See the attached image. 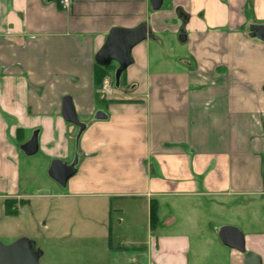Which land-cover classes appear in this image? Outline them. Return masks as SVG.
Returning <instances> with one entry per match:
<instances>
[{
  "label": "crops",
  "instance_id": "crops-1",
  "mask_svg": "<svg viewBox=\"0 0 264 264\" xmlns=\"http://www.w3.org/2000/svg\"><path fill=\"white\" fill-rule=\"evenodd\" d=\"M142 22L154 38L132 48L119 87L103 97L95 54L112 28ZM263 23L264 0H163L157 10L150 0H71L66 8L0 0V217L5 199H27L17 161L33 129L39 147L73 146L77 129L61 115L69 96L86 128L68 193L109 200L108 256L119 249L130 264H243L244 253L218 237L228 225L264 264V41L248 36L250 24ZM98 110L105 119L94 118ZM117 198L139 201L145 218L133 252L111 243ZM224 206L244 211L239 223H215Z\"/></svg>",
  "mask_w": 264,
  "mask_h": 264
},
{
  "label": "rangeland",
  "instance_id": "rangeland-1",
  "mask_svg": "<svg viewBox=\"0 0 264 264\" xmlns=\"http://www.w3.org/2000/svg\"><path fill=\"white\" fill-rule=\"evenodd\" d=\"M113 70L109 72L112 79ZM73 146L67 153L43 145L31 156L18 152L17 171L28 202L22 205L25 199H15L17 214L0 217V241L8 244L20 237L31 239L42 251L39 264H130L121 250L114 249L109 256L106 252L107 231L103 222L106 226L109 200L71 195L68 185L61 187L47 176L52 158L72 160ZM111 203L112 246L133 252L145 237L140 202L117 198L111 199ZM119 205L123 212L116 210ZM242 212L224 206L217 212L215 223H239ZM210 250L203 249L204 260L210 258Z\"/></svg>",
  "mask_w": 264,
  "mask_h": 264
},
{
  "label": "water",
  "instance_id": "water-1",
  "mask_svg": "<svg viewBox=\"0 0 264 264\" xmlns=\"http://www.w3.org/2000/svg\"><path fill=\"white\" fill-rule=\"evenodd\" d=\"M162 1L150 0L151 8L153 10L159 9ZM179 16L183 22L186 21L187 15L183 13L179 14ZM248 36L264 41V23L250 24ZM152 38L154 36L146 22H142L133 28L114 27L110 30L103 45L95 54L94 59L96 64L101 67H108L114 63L113 81L115 88L119 87L123 71L133 62L131 56L132 48L139 42ZM178 40L180 42L186 40V35L183 30L179 32ZM61 115L64 121L73 124L77 128L75 152L69 163L60 158H53L48 166L47 176L61 187H65L68 180L77 172L79 160L77 152L78 140L86 128V123L78 118L69 96L62 98ZM94 118L105 119L106 114L98 110L95 112ZM262 125L264 128V118ZM19 149L27 156L36 154L39 150L38 130L32 131L30 137L19 146ZM262 188L264 191V154L262 159ZM218 237L226 247L244 253L243 264H263L258 254L245 251L244 236L237 227L228 225L221 226L218 230ZM41 255L42 251L40 249L34 250V242L26 237H20L8 244L0 241V264H39Z\"/></svg>",
  "mask_w": 264,
  "mask_h": 264
},
{
  "label": "trees",
  "instance_id": "trees-1",
  "mask_svg": "<svg viewBox=\"0 0 264 264\" xmlns=\"http://www.w3.org/2000/svg\"><path fill=\"white\" fill-rule=\"evenodd\" d=\"M115 68V65H110L108 67H101L95 64L94 67V81L96 85L100 87L102 79L108 75H110V71ZM13 202V203H12ZM28 200H22V205L27 203ZM4 211L6 215H16V206H15V199H5L4 200ZM157 224V208L154 203L150 205V226L155 227Z\"/></svg>",
  "mask_w": 264,
  "mask_h": 264
},
{
  "label": "built area",
  "instance_id": "built-area-1",
  "mask_svg": "<svg viewBox=\"0 0 264 264\" xmlns=\"http://www.w3.org/2000/svg\"><path fill=\"white\" fill-rule=\"evenodd\" d=\"M70 2L71 0H59V3L62 8H66L67 6H69ZM100 89H101V94L103 95V97L112 96V94L114 93L115 87H114V81L110 75L102 79Z\"/></svg>",
  "mask_w": 264,
  "mask_h": 264
},
{
  "label": "flooded vegetation",
  "instance_id": "flooded-vegetation-1",
  "mask_svg": "<svg viewBox=\"0 0 264 264\" xmlns=\"http://www.w3.org/2000/svg\"><path fill=\"white\" fill-rule=\"evenodd\" d=\"M67 162H70V161H67ZM8 216H11V215H8ZM37 249H39V248H37L36 245H35V243H34V250H37ZM41 256H42V255H41ZM41 256H40V257H41Z\"/></svg>",
  "mask_w": 264,
  "mask_h": 264
}]
</instances>
